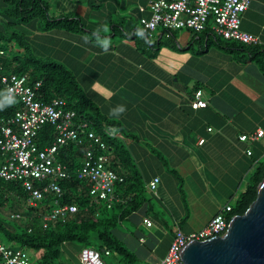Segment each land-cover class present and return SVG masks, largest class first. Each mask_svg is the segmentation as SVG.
Listing matches in <instances>:
<instances>
[{
  "label": "crops",
  "instance_id": "crops-1",
  "mask_svg": "<svg viewBox=\"0 0 264 264\" xmlns=\"http://www.w3.org/2000/svg\"><path fill=\"white\" fill-rule=\"evenodd\" d=\"M46 1L53 15L80 17L81 27H36L33 51L66 64L102 116L118 121L103 122L120 173L147 182L160 177L157 192L147 190L148 199L130 216L135 228L124 236L139 261L159 264L178 228L189 234L204 227L264 165V134L240 139L264 130V70L253 53L256 45L264 50V0H252L241 21L260 44L217 41L187 28L168 35L158 27L145 35L122 9L140 18L149 14L139 10L147 0ZM104 39L110 41L107 52ZM198 90L207 105L195 108Z\"/></svg>",
  "mask_w": 264,
  "mask_h": 264
},
{
  "label": "built area",
  "instance_id": "built-area-1",
  "mask_svg": "<svg viewBox=\"0 0 264 264\" xmlns=\"http://www.w3.org/2000/svg\"><path fill=\"white\" fill-rule=\"evenodd\" d=\"M251 1L147 0V5L139 4L141 12H149L140 17L141 31L151 35L156 28L162 27L169 35L173 29L187 28L195 32L208 31L214 36L242 43L260 44L256 35L241 28L243 12ZM41 84L40 79L31 83L28 73L0 72V85L6 98H17L21 102V107L13 115L0 118V152L3 155L0 176L21 183L25 202L29 206L44 205L43 200L48 194L56 196L55 205L41 215L42 227L46 228L52 222L66 221L80 210L75 203L60 201L63 195L60 179L71 176L68 163L59 157L64 147L70 144L83 147L76 173L79 179L86 182L95 202L101 200L111 206L119 199L116 186L124 181V174L114 166V158L109 153V144L104 136L93 130L87 120H78L76 111L67 106L65 98L44 101L38 97ZM206 105L207 101L201 98V90H198L192 106ZM47 125L55 128V136L49 144L41 147L38 138ZM263 134L264 130L258 129L254 133L242 134L240 139L255 140ZM251 152L247 150L248 154ZM159 181L160 177L154 176L147 187L156 193ZM231 209L232 205L227 204L204 227L189 234L178 228L159 264H183L179 252L189 240H205L224 234L231 219L228 217ZM25 216L19 210L11 214L12 218ZM144 222L152 224L148 218H144ZM105 255H110L108 249L103 251L85 246L79 252V259L83 264H108ZM0 258V264H33L27 250L3 242H0Z\"/></svg>",
  "mask_w": 264,
  "mask_h": 264
},
{
  "label": "trees",
  "instance_id": "trees-1",
  "mask_svg": "<svg viewBox=\"0 0 264 264\" xmlns=\"http://www.w3.org/2000/svg\"><path fill=\"white\" fill-rule=\"evenodd\" d=\"M36 27L69 31L80 29L81 22L77 16L53 15L46 0H0V72L28 73L31 83L40 79L42 84L38 97L44 101L65 98L67 106L76 111L77 119L87 120L90 127L102 134L110 146L112 137L105 133V123L114 125L118 121L102 116L98 105L86 95L66 64L50 55H40L33 51L30 39ZM205 33L217 41L225 39L208 31ZM253 53L264 70V50L256 45ZM20 107V100L6 98L0 85V118L13 115ZM54 136L55 128L45 126L38 138L39 145L43 147L49 144ZM82 151V146L70 144L59 155L61 160L68 163L71 172L70 178L60 179L63 188L60 201L75 203L80 210L66 221L52 222L46 228L42 227L41 215L55 205L56 196L48 194L43 200L44 205H28L25 209L18 202L21 198L25 201L21 183L0 176V242L6 244L2 240L5 237L10 246L32 249L33 264H70L71 260H79L78 253L83 247L91 245L103 251L108 249L110 255L119 257L122 264L137 263L138 255L124 238L129 229L127 225L125 230L124 225L128 224L130 216L148 199L149 181L136 175H124V181L116 186L119 199L111 206L105 201L95 202L86 182L77 177ZM2 161L3 155L0 152V165ZM263 178L264 165L260 164L246 188L232 204L229 218L245 212L256 198L258 185ZM15 210L23 211L25 218H12L11 214Z\"/></svg>",
  "mask_w": 264,
  "mask_h": 264
},
{
  "label": "water",
  "instance_id": "water-1",
  "mask_svg": "<svg viewBox=\"0 0 264 264\" xmlns=\"http://www.w3.org/2000/svg\"><path fill=\"white\" fill-rule=\"evenodd\" d=\"M179 254L183 264H264V178L256 198L231 217L224 234L193 238Z\"/></svg>",
  "mask_w": 264,
  "mask_h": 264
},
{
  "label": "rangeland",
  "instance_id": "rangeland-1",
  "mask_svg": "<svg viewBox=\"0 0 264 264\" xmlns=\"http://www.w3.org/2000/svg\"><path fill=\"white\" fill-rule=\"evenodd\" d=\"M119 8H123V6H121V7H119ZM122 13L123 14H127V15H131L133 18H134V21H136V25H138L139 27H141V23H140V18H139V16H138V14L136 13V12H130V11H128L127 9H125V8H123L122 9ZM123 17V15H117V14H115V19H118V18H122ZM18 202L19 203H21L22 204V206H24L23 208H27V206H28V204H27V202H25L24 200H23V198H21V200H18ZM128 224H126V225H124V228L125 227H127V225H128V228H130V229H134L135 228V225H133V224H131V223H129V222H127ZM142 227V226H141ZM125 230H126V228H125ZM2 239V238H1ZM4 242H6V244H9L10 245V243H8L7 241H6V238L5 237H3V239H2ZM1 240V241H2ZM127 241V240H126ZM128 242V244H130L129 243V241H127ZM76 246V248H78L79 247V245H75ZM92 247H94L93 245H91ZM27 251H28V253H29V255L31 256V258L33 259V251H32V249H26ZM111 255H105V259H107V260H110V262H112L113 264H116L114 261H113V259H111V257H110ZM80 260V259H79ZM75 261V260H71V262H70V264H83L81 261ZM133 264H152V263H150V262H148L147 260H145V261H138L137 263H133Z\"/></svg>",
  "mask_w": 264,
  "mask_h": 264
},
{
  "label": "clouds",
  "instance_id": "clouds-1",
  "mask_svg": "<svg viewBox=\"0 0 264 264\" xmlns=\"http://www.w3.org/2000/svg\"><path fill=\"white\" fill-rule=\"evenodd\" d=\"M100 44H101L103 50L105 52H107L108 49H109V46H110V41L108 39H104V40L100 41ZM119 110H120V112L123 113L126 109L124 108V106H119ZM110 114H113V110H112V112Z\"/></svg>",
  "mask_w": 264,
  "mask_h": 264
}]
</instances>
